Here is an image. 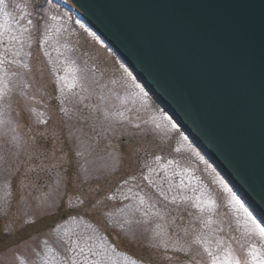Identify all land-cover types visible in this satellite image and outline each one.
I'll return each mask as SVG.
<instances>
[{
  "label": "rangeland",
  "instance_id": "rangeland-1",
  "mask_svg": "<svg viewBox=\"0 0 264 264\" xmlns=\"http://www.w3.org/2000/svg\"><path fill=\"white\" fill-rule=\"evenodd\" d=\"M65 6L0 0V264H264L260 224Z\"/></svg>",
  "mask_w": 264,
  "mask_h": 264
},
{
  "label": "water",
  "instance_id": "water-1",
  "mask_svg": "<svg viewBox=\"0 0 264 264\" xmlns=\"http://www.w3.org/2000/svg\"><path fill=\"white\" fill-rule=\"evenodd\" d=\"M71 1L264 219V0Z\"/></svg>",
  "mask_w": 264,
  "mask_h": 264
},
{
  "label": "snow or ice",
  "instance_id": "snow-or-ice-1",
  "mask_svg": "<svg viewBox=\"0 0 264 264\" xmlns=\"http://www.w3.org/2000/svg\"><path fill=\"white\" fill-rule=\"evenodd\" d=\"M260 235L264 236V227L260 228Z\"/></svg>",
  "mask_w": 264,
  "mask_h": 264
},
{
  "label": "bare ground",
  "instance_id": "bare-ground-1",
  "mask_svg": "<svg viewBox=\"0 0 264 264\" xmlns=\"http://www.w3.org/2000/svg\"><path fill=\"white\" fill-rule=\"evenodd\" d=\"M65 2H66V4H68L71 8H72V6H71V4H70V2H68V0H65ZM76 11V10H75ZM77 12V14L79 13L78 11H76ZM81 16V15H80Z\"/></svg>",
  "mask_w": 264,
  "mask_h": 264
}]
</instances>
